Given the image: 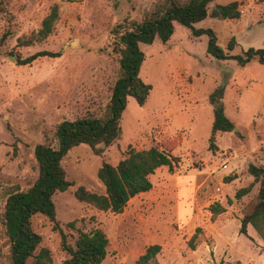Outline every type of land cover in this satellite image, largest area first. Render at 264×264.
<instances>
[{
	"label": "rangeland",
	"instance_id": "374dc122",
	"mask_svg": "<svg viewBox=\"0 0 264 264\" xmlns=\"http://www.w3.org/2000/svg\"><path fill=\"white\" fill-rule=\"evenodd\" d=\"M167 1L7 0L0 12V264L11 262L6 200L37 180L36 146L58 148L56 130L63 121L106 117L121 77V35L164 10ZM235 1L242 3L239 20L208 17L195 27L214 30L223 49L235 38V49L226 50L230 55L264 50L260 0H215L209 13ZM53 5L59 9L53 33L41 43L25 45ZM207 43L206 35L194 38L180 25L170 43L156 39L152 45L141 44L145 61L140 76L152 86L145 105L128 99L121 136L101 155L82 144L62 160L73 186L54 194L57 219L71 245L79 231L105 232L109 245L101 264H138L153 245L161 250L149 264H264V234L252 226L247 235L240 234L260 188L249 166L264 168V65L253 60L241 67L235 60H217L207 53ZM42 51L60 56L21 64ZM220 86L225 87V115L235 128L213 135L209 97ZM154 146L171 152L178 165L151 175L152 189L131 199L121 214L76 199L79 186L105 193L97 177L103 163L116 166L130 149ZM249 186L250 192L237 199L236 193ZM214 204L225 212L214 216ZM71 222L76 230L68 227ZM32 226L42 236L41 247L51 251L53 264H64L68 254L53 223L38 214Z\"/></svg>",
	"mask_w": 264,
	"mask_h": 264
},
{
	"label": "trees",
	"instance_id": "16d2710c",
	"mask_svg": "<svg viewBox=\"0 0 264 264\" xmlns=\"http://www.w3.org/2000/svg\"><path fill=\"white\" fill-rule=\"evenodd\" d=\"M215 0H188L181 3L178 0H168V5L159 13L146 17L141 23H135L132 30L126 31L120 37L124 46L119 61L121 77L117 80L107 115L103 119L87 117L75 121H63L58 125L56 138L58 148L39 144L35 148V158L39 175L32 187L26 191H17L9 195L4 210V226L10 244V264H53L52 253L48 248L41 247L42 236L36 233L32 219L36 215H44L53 223V230L61 234L62 248L68 254L64 264H101L107 256L109 239L101 229L90 232L79 231L74 245L67 242V235L57 219L56 207L53 202L57 191H67L72 182L67 179V173L62 160L74 147L88 145L96 155H101L105 147L111 146L122 133L121 119L127 108L128 99L134 98L143 106L148 100L152 86L145 83L140 76L145 53L140 45H152L156 39L163 44L168 43L178 26L185 27L194 38L208 37L207 53L217 60H235L244 67L253 60L264 65V50L250 48L242 55H230L237 46L232 38L226 49L218 44V37L212 29H197L195 25L208 17L220 20H239L242 16L239 1L227 5H216L209 13V5ZM7 0H0V12L5 8ZM264 6V0H260ZM59 9L53 5L50 14L44 19L42 27L25 45L41 43L47 40L54 31L58 20ZM60 53L42 51L21 61L22 65L31 64L39 58H56ZM225 87H218L209 97L213 106V135L218 132H232L235 128L225 115L223 103ZM211 147H214L212 142ZM179 159L168 150L161 147H151L148 150L136 151L130 149L124 159L116 166L103 163L98 169L97 177L105 187V193L99 194L79 186L74 195L80 202L91 205L97 210L121 214L131 199L152 189L150 176L162 168L173 170ZM249 173L254 182L260 183L258 201L253 211L245 215L241 221L240 234L247 235L248 227L252 226L264 234V168L249 166ZM251 190V186L240 189L236 198L241 199ZM214 216L225 212L219 204L210 207ZM68 227L76 230L75 222ZM196 235L192 240H195ZM159 245L150 246L139 258L138 264H149L160 252Z\"/></svg>",
	"mask_w": 264,
	"mask_h": 264
},
{
	"label": "crops",
	"instance_id": "0c3cea01",
	"mask_svg": "<svg viewBox=\"0 0 264 264\" xmlns=\"http://www.w3.org/2000/svg\"><path fill=\"white\" fill-rule=\"evenodd\" d=\"M240 2V1H239ZM242 7V6H241ZM242 17V16H241ZM198 24V23H197ZM176 32V31H175ZM175 34V33H174ZM174 36V35H173ZM173 36H172V38H173ZM172 38H171V40L168 42V43H170V42H172Z\"/></svg>",
	"mask_w": 264,
	"mask_h": 264
},
{
	"label": "water",
	"instance_id": "95a60500",
	"mask_svg": "<svg viewBox=\"0 0 264 264\" xmlns=\"http://www.w3.org/2000/svg\"><path fill=\"white\" fill-rule=\"evenodd\" d=\"M237 130V129H236Z\"/></svg>",
	"mask_w": 264,
	"mask_h": 264
}]
</instances>
